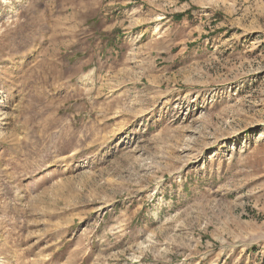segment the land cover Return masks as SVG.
<instances>
[{
	"label": "rangeland",
	"instance_id": "rangeland-1",
	"mask_svg": "<svg viewBox=\"0 0 264 264\" xmlns=\"http://www.w3.org/2000/svg\"><path fill=\"white\" fill-rule=\"evenodd\" d=\"M0 264H264V0H0Z\"/></svg>",
	"mask_w": 264,
	"mask_h": 264
}]
</instances>
